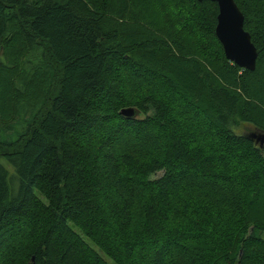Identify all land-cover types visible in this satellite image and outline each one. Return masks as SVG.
Instances as JSON below:
<instances>
[{
    "label": "trees",
    "instance_id": "trees-1",
    "mask_svg": "<svg viewBox=\"0 0 264 264\" xmlns=\"http://www.w3.org/2000/svg\"><path fill=\"white\" fill-rule=\"evenodd\" d=\"M234 2L254 71L214 2L0 0V264H264V0Z\"/></svg>",
    "mask_w": 264,
    "mask_h": 264
},
{
    "label": "water",
    "instance_id": "water-1",
    "mask_svg": "<svg viewBox=\"0 0 264 264\" xmlns=\"http://www.w3.org/2000/svg\"><path fill=\"white\" fill-rule=\"evenodd\" d=\"M214 2L217 5L215 36L220 43L225 58L239 67L254 71L257 50L251 42L250 35L243 28L244 16L234 0H198ZM119 114L126 119L136 117L139 113L132 108L122 109ZM250 137L260 144L264 143V133H251Z\"/></svg>",
    "mask_w": 264,
    "mask_h": 264
},
{
    "label": "rangeland",
    "instance_id": "rangeland-1",
    "mask_svg": "<svg viewBox=\"0 0 264 264\" xmlns=\"http://www.w3.org/2000/svg\"><path fill=\"white\" fill-rule=\"evenodd\" d=\"M4 56V52L2 49H0V59L1 57ZM6 56V55H5ZM16 62V61H15ZM1 68V67H0ZM15 71V70H14ZM14 71L9 72L7 71V79L10 80L12 79V77L15 75ZM153 86V85H152ZM31 92H36L37 93V88H36V84L33 85V89L31 90ZM33 97V96H32ZM9 99V102H11L13 100V97L11 95H9V97H7ZM12 98V99H11ZM34 98V97H33ZM29 99L31 100V96H29ZM5 100V97H4ZM139 116V114L137 115ZM193 124H188V127L193 128ZM251 134V133H250ZM92 137V136H91ZM100 137V134L95 135L94 137L90 138L87 142L90 144V147H88L90 150L95 151L96 149V143L99 140L98 138ZM200 142V139H199ZM132 143H134L132 141ZM146 152V151H145ZM141 156H143V158H146L147 156L145 155V153H140ZM1 164L7 169L8 173H9V179H11L14 176V172L13 169L11 167V165L9 163H7L4 159H0ZM264 238V236H263ZM107 262H109L110 264H113L111 260H109L108 258L106 259Z\"/></svg>",
    "mask_w": 264,
    "mask_h": 264
}]
</instances>
